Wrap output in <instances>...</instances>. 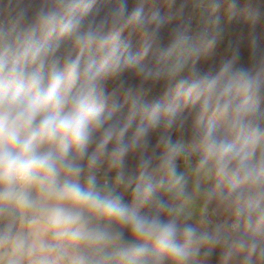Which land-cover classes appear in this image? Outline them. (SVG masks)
<instances>
[{
    "label": "clouds",
    "instance_id": "obj_1",
    "mask_svg": "<svg viewBox=\"0 0 264 264\" xmlns=\"http://www.w3.org/2000/svg\"><path fill=\"white\" fill-rule=\"evenodd\" d=\"M95 5L96 0H39L31 15L30 4L7 23L0 21V214L14 209L30 230L27 235L14 233L9 223L0 231V262L96 264L81 246H107L117 237L90 231L76 210L86 208L124 222L135 240L151 243V248L144 243L120 251V264H149V254L152 264L165 259L189 264L199 246L212 239L207 233L192 226L181 230L174 221H162L159 212L149 216L130 211L119 196L102 195L94 175L86 187L79 182L85 168L81 162L95 167L113 140L110 166L117 170L116 181L123 182L120 169L130 151L147 143L162 117L165 129H171L187 109L195 113L199 129L194 174L222 187V203L235 216L232 227L243 229L224 258L243 253L242 264H264V117L257 115L261 72L234 69L228 62L215 75L193 70L186 77L182 74L189 59L199 53L186 27L174 28L168 44L161 46L166 20L158 13L145 22L142 6L129 13L127 0H110L106 8ZM137 29L142 44L133 54L121 35ZM126 72L141 86L161 78L174 86L167 103L138 107L134 101L121 125L115 117L122 105L115 92L105 95L104 83L115 80L130 96ZM138 113L141 122L127 142L125 134ZM159 143L168 183L184 196L187 181L175 164L183 145L170 135H162ZM149 163H140L142 177ZM32 189L38 193L35 199ZM133 191L147 201L154 187L138 184ZM28 212L32 215L26 219Z\"/></svg>",
    "mask_w": 264,
    "mask_h": 264
},
{
    "label": "trees",
    "instance_id": "obj_2",
    "mask_svg": "<svg viewBox=\"0 0 264 264\" xmlns=\"http://www.w3.org/2000/svg\"><path fill=\"white\" fill-rule=\"evenodd\" d=\"M174 0H127L128 12L142 6L141 18L147 22L151 20L153 14L158 13L159 16L166 20L165 25L161 29V46H166L169 41V33L177 26L186 27V14L191 7H187L180 12H176L170 5ZM230 14V42L222 45H209L204 52L194 54L190 59L188 66L182 75L190 76L194 70L197 74L209 73V68L214 67L217 60L220 68L228 62H232L234 69L243 68L253 73L261 72V91L258 97L257 115L264 117V0H222ZM39 2L37 3V5ZM110 0H96L95 7H108ZM142 33L137 30H125L121 35V40L127 41L131 45V52L135 54L139 51L142 39ZM220 70V69H219ZM218 70V72H219ZM216 72V73H218ZM215 73V74H216ZM213 74V75H215ZM127 84L125 88H131L130 96L125 95L123 89L118 88V82L108 80L104 83V92L106 96H111L115 92V99L122 105L117 112L115 119L119 120L123 125L127 122L132 112V105L135 101L138 107H147L155 102L163 101L167 103L170 89L174 86V81L167 78L159 80H150L142 86L140 81L133 76L131 72L124 74ZM195 113H190L185 109L180 114V119L176 121L171 129H165L163 117L159 128L151 131L147 137V143L130 151L124 160L123 167L120 171L123 173V182L119 184L126 186L128 192L121 201L130 211H136L139 215H155L159 212L160 219L164 222L174 221L179 229L185 226H192L193 222L183 213H175L178 205L184 196L175 193H168L163 189L164 184L168 181L166 171L162 168V158L164 154L163 146L159 143L162 135H170L175 143L184 137L187 148L193 160L197 161L198 152V135L199 129L194 124ZM183 120V126H181ZM141 122L138 113L132 120V124L125 134V141L131 142L137 126ZM98 135V134H97ZM115 146V141L109 143L107 151L103 155L97 165L92 169L86 167L87 161L81 163L85 165L84 171L80 177L85 178L90 175H98L108 178H116L117 170L110 166L108 153ZM95 145L89 148V152L93 151ZM186 153V152H185ZM183 153V154H185ZM180 156V155H179ZM179 156L175 163L179 161ZM144 160L150 161L149 166L141 176L140 163ZM98 170L102 173L98 174ZM161 181L163 185L161 186ZM146 183H151L154 187L152 196L145 201L143 198H137L134 189L139 184L141 188ZM223 189L217 187L215 181L210 182V191L208 195L209 212H213L216 218H228L235 221L233 210L222 203ZM167 205L161 209L160 204ZM201 221L206 226H210L207 217L202 216ZM20 215L14 209L0 214V231H2L9 223L13 226V232H17L20 225ZM114 224L118 233V241L116 244L106 248L94 261L96 264H120L119 253L123 249L129 248L134 244L147 243V247L151 248L150 242L135 240L129 232L128 225L124 222L114 219ZM243 229L233 230L232 236L216 237L212 236V250L202 251V262L204 264H242L243 253L233 254L225 260L227 253L236 237ZM146 259L152 264V256L149 254ZM169 264V262H168Z\"/></svg>",
    "mask_w": 264,
    "mask_h": 264
},
{
    "label": "rangeland",
    "instance_id": "obj_3",
    "mask_svg": "<svg viewBox=\"0 0 264 264\" xmlns=\"http://www.w3.org/2000/svg\"><path fill=\"white\" fill-rule=\"evenodd\" d=\"M170 5L174 8L176 12H180L181 5H184V8L189 7L188 5H193L194 10V18L196 21L200 19L206 18V10L200 8V6L205 7H212L218 6V14L213 15L211 18L207 17V24L211 29V32L214 35L219 36H228L230 34V14L227 5L222 2V0H174L170 3ZM220 69V63L217 60V63L214 67L209 68V73L215 74ZM183 145V152L179 156V161L176 162V170L178 173H182L187 181L185 187V195L178 205L175 213H183L185 214L192 222L193 228L197 230L198 233H207L209 237L212 236L216 237H231L232 236V229H231V221L228 218H216L215 220H211L209 218V202H208V195L210 191V182L211 178L205 179L202 176H197L194 174V166L197 161L193 160L191 156L188 158L184 157L185 152L188 151L186 140L184 137L178 140ZM63 176H61V180H63ZM96 178V187L101 192L102 195L111 192L115 196H119L123 198L126 196L128 192V188L119 184L116 181V178H108L109 184H105L104 180L105 177L102 176H95ZM87 179L88 177L82 178L79 177V182L82 186H87ZM163 189L168 193H175L177 194L176 190L171 188L168 181L164 184ZM30 196L35 199L38 196V193L35 189L30 191ZM66 207H72L71 205L65 204ZM83 213L84 220L86 223V227L90 231H101L109 234L110 236L117 237L113 243L107 246H98V247H88V246H81L80 251L85 255L93 258L95 260L106 248L114 245L118 241V233L114 224L113 218H107L101 216L96 213L90 212L86 208H79L76 209ZM32 215L31 212H28L26 215V219L30 218ZM207 217V221L210 222V226H206L203 221H201V217ZM29 228L27 227L26 222L22 223L20 220V225L17 232H22L23 234L27 235L29 232ZM49 241H51L50 235L46 237ZM212 239L199 246L198 251L189 261V264H204L202 262V251L212 250ZM3 254V250H0V255ZM168 260L165 259L164 264H168ZM2 264V262H0ZM24 264H29V261L26 259ZM61 264H66V261H62Z\"/></svg>",
    "mask_w": 264,
    "mask_h": 264
},
{
    "label": "built area",
    "instance_id": "obj_4",
    "mask_svg": "<svg viewBox=\"0 0 264 264\" xmlns=\"http://www.w3.org/2000/svg\"><path fill=\"white\" fill-rule=\"evenodd\" d=\"M39 0H0V21L7 23V21L10 19V17L14 16L16 12L19 11L20 8L27 7L28 5H32L31 8H29V15H31L32 11L35 9L37 3ZM190 8V11L186 14V28L188 30V34L195 38V43L197 44V47L199 48V53L204 52L206 48L209 45H222L224 43L230 42V36H219L214 35L211 32V29L208 26L207 17L211 18L213 15L218 14V6H212V7H205L200 6V8L206 10V18L200 19L196 21L194 18V10L193 5H188ZM183 10V9H181ZM214 41V42H212ZM63 64V60H61V65ZM190 156L189 152H186L184 154L185 158H188ZM102 171L98 170V174H101ZM108 177H105L104 183L109 184V181L107 180ZM235 223L234 220L231 221V229H233V224Z\"/></svg>",
    "mask_w": 264,
    "mask_h": 264
},
{
    "label": "water",
    "instance_id": "obj_5",
    "mask_svg": "<svg viewBox=\"0 0 264 264\" xmlns=\"http://www.w3.org/2000/svg\"><path fill=\"white\" fill-rule=\"evenodd\" d=\"M209 218H210L211 220H215V219H216V215H215L213 212H210V214H209Z\"/></svg>",
    "mask_w": 264,
    "mask_h": 264
},
{
    "label": "crops",
    "instance_id": "obj_6",
    "mask_svg": "<svg viewBox=\"0 0 264 264\" xmlns=\"http://www.w3.org/2000/svg\"><path fill=\"white\" fill-rule=\"evenodd\" d=\"M107 185V184H106Z\"/></svg>",
    "mask_w": 264,
    "mask_h": 264
}]
</instances>
